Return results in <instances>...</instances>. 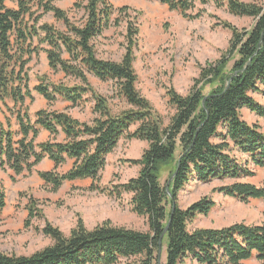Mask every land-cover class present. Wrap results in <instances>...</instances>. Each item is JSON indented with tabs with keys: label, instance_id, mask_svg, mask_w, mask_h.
Listing matches in <instances>:
<instances>
[{
	"label": "trees",
	"instance_id": "1",
	"mask_svg": "<svg viewBox=\"0 0 264 264\" xmlns=\"http://www.w3.org/2000/svg\"><path fill=\"white\" fill-rule=\"evenodd\" d=\"M4 1L0 0V102L14 116L18 130H11L9 118L6 127L0 124V166L18 175L30 173L48 158L53 169L37 174L49 191H57L64 181L90 178L88 189L104 193L107 190L100 186L99 175L118 141H146L141 156L127 160L139 166L137 175L118 184L115 195L131 194V210L145 217L148 231L114 225L109 219L88 228L77 218L69 233L64 234L46 222L41 232L51 239L50 244L27 255L0 252V264H161L158 242L167 225L161 242L162 246L166 241L162 264H185L188 259L199 264L264 260V223L235 222L190 230L189 223L198 215H207L215 203L203 197L185 209L177 204L178 192L190 179L201 183L233 179L235 182L218 190L242 202H264V185L239 181L253 175V171L232 154L234 150L243 153L254 166L264 169V132L240 114L245 108L264 119V104L253 96H264V0H158L187 19L201 14H192L197 4H211L252 22L248 29L222 23L231 34L227 49L216 61L199 66L198 76L186 95L173 88L167 90V103L175 112L166 126L136 88L133 45L137 26L126 21V46L120 61L96 55L92 39L119 24L117 17L112 18L116 9L107 0H77L74 8L84 12L80 25L73 23L52 0H17L16 8H8ZM34 7L40 11L35 17ZM116 11L130 18L128 7ZM48 12L62 22L65 30L39 23ZM39 51L45 52L52 72L60 71L75 81L51 83L40 77L33 90L49 106L58 99L69 102L70 107L89 99L94 114L90 122L80 121L66 110L50 108L37 110L31 119L24 106L26 99L33 101L25 66ZM88 74L102 82L112 81L116 96L130 108L113 113L110 97L91 85ZM40 129L47 130L51 137L37 143ZM68 159L73 160L71 167L58 172ZM168 165L172 166L167 178L173 177L166 188L168 181L162 184L160 173ZM4 206L0 189V214ZM32 209L34 205L28 208L34 217Z\"/></svg>",
	"mask_w": 264,
	"mask_h": 264
},
{
	"label": "rangeland",
	"instance_id": "2",
	"mask_svg": "<svg viewBox=\"0 0 264 264\" xmlns=\"http://www.w3.org/2000/svg\"><path fill=\"white\" fill-rule=\"evenodd\" d=\"M17 0H5L8 8H16ZM77 0H52L53 4L64 10L69 19L80 25L84 19L81 8H74ZM114 8L126 6L129 19L124 13L118 14L115 10L112 18L117 17L118 25H111L100 35L92 39L96 55L101 59L120 61L125 52V31L127 20L137 26L138 34L133 45V67L137 75L136 88L142 96L151 103L154 111L161 115L163 125L170 122L175 112L173 106L167 103L166 92L173 88L181 95H186L194 78L198 76L199 66L219 59L227 49L230 39L229 29L222 26L224 21L230 22L237 28L248 29L251 19L234 16L225 9H217L213 5H196L192 14L201 11L198 17L187 19L178 11L171 10L158 0H107ZM250 1V0H243ZM34 17L40 14L35 11ZM27 19V18H26ZM32 19H29V23ZM45 22L60 30H65L61 21L56 20L51 12L45 13L39 23ZM34 44L37 40L34 39ZM45 47V45H42ZM45 52L39 51L32 55L26 64L25 70L29 76L28 85L31 91L40 77L45 82L63 81L67 84L75 80L63 77L58 72H52L46 65ZM91 85L101 94L110 97V107L113 113L130 108L125 101L115 94L112 81L102 82L88 74ZM209 89L206 87L205 92ZM35 92V91H34ZM86 96V95H85ZM256 101L264 103V96L254 94ZM9 105L11 102L8 100ZM54 103V102H53ZM60 106V105H59ZM92 101L89 99L74 107L73 117L80 121L89 120ZM62 111V110H61ZM9 114V116H7ZM34 115V113L32 114ZM71 115V114H70ZM71 115V116H72ZM13 115L0 102V120L6 124V119ZM241 117L250 124H257L264 132V119L250 112L241 111ZM78 119V118H77ZM87 122V121H85ZM1 124V123H0ZM134 126L130 128L133 130ZM40 141V137L37 139ZM147 147L144 141L121 138L117 146L106 157V164L99 175L100 186L106 192L89 190L86 185L63 182L60 188L49 191L44 182L32 172H23L15 175L12 170L0 166V189L4 194L5 206L0 214V252L15 254H31L51 243V239L41 232L46 222L68 234L75 225L77 218H81L86 227L91 228L109 219L114 225L148 231L145 217L137 216L131 210L129 203L131 194L121 192L116 196L117 185L126 182L137 175L139 166L130 164L128 159H137L143 149ZM178 152V151H177ZM232 154L240 163H247L253 175L240 178L239 181L249 182L255 186L264 185V169L256 167L247 155L236 150ZM72 161H66L57 170L60 173L71 167ZM172 165L162 168L160 182H169L168 173ZM34 169V168H33ZM38 172V171H37ZM166 182V184H168ZM235 182L233 179H213L201 183L190 179L177 194V204L185 209L192 202L207 197L214 201V207L207 215H198L188 228L222 227L235 222L247 224L264 223V202L260 199H249L246 202L220 192L218 188ZM92 183V182H91ZM110 191L112 194H108ZM34 205L35 216L29 214L28 208ZM165 244L161 246L160 262H164ZM185 264H199L194 260H186ZM239 264H264V260L250 258Z\"/></svg>",
	"mask_w": 264,
	"mask_h": 264
},
{
	"label": "crops",
	"instance_id": "3",
	"mask_svg": "<svg viewBox=\"0 0 264 264\" xmlns=\"http://www.w3.org/2000/svg\"><path fill=\"white\" fill-rule=\"evenodd\" d=\"M46 56V54H45ZM45 60H46V65L47 67L49 68L48 66V61H47V58L45 57ZM50 69V68H49ZM58 73H61L62 74V78L65 77L64 74L62 72H58ZM59 82V81H58ZM31 94L33 96V101H30L29 99H26L25 102H24V106L27 107V111L29 113V116L31 117V119L33 120L34 119V115H32L33 113H35L37 110L39 109H45V108H50L52 110H58V111H61V110H64L66 109L67 107L70 106V103L67 102V101H63L61 99H58L56 100L54 103H52L50 106L48 105L47 101L42 97V95L34 92V91H31ZM254 96V95H253ZM264 104V103H263ZM60 105V106H59ZM245 109V108H242L240 110V114H241V111ZM246 110V109H245ZM70 114L72 115V110H69ZM9 116V114L7 115ZM73 116V115H72ZM89 116L91 117V119L94 117V114L90 111L89 112ZM75 117V116H74ZM78 118L79 120H83V119H80L79 117H76ZM84 121H87L89 122V120H84ZM0 123L6 127V124L4 125V122L0 120ZM10 128L11 130L13 131H16L18 130V125L16 124V121H15V118L14 116L10 117ZM40 137V141H37V139ZM50 134L47 130L45 129H40L39 133H38V136L35 138V142H44V141H47L48 139H50ZM63 138V135H60V139ZM146 144L147 142L144 141ZM107 158V157H106ZM72 161L73 163V160L72 159H68L67 161ZM71 163V165H72ZM53 162L48 159V158H44L40 163H38L35 167H34V172H32V174L34 173L36 175V177L38 179H40V177L38 176L37 174V171H47V170H51L53 169ZM59 169V167H58ZM57 169V170H58ZM41 180V179H40ZM64 182H69V183H78L79 185H86V186H89L92 182V180L90 178H84V179H75V180H70V181H64Z\"/></svg>",
	"mask_w": 264,
	"mask_h": 264
},
{
	"label": "water",
	"instance_id": "4",
	"mask_svg": "<svg viewBox=\"0 0 264 264\" xmlns=\"http://www.w3.org/2000/svg\"><path fill=\"white\" fill-rule=\"evenodd\" d=\"M173 175L171 176L170 179H172ZM170 181V180H169ZM169 184V182H168ZM168 184H166V188L168 187ZM168 191V190H167ZM173 210V209H172ZM168 225L166 226V228L164 229L163 233L161 234L160 238H159V242H158V253L160 254L161 251V242H162V237L165 234L166 230H167Z\"/></svg>",
	"mask_w": 264,
	"mask_h": 264
}]
</instances>
